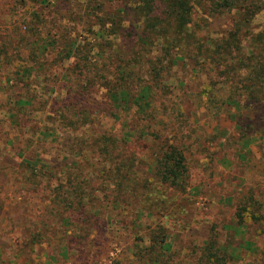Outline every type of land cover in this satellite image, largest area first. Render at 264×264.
Returning <instances> with one entry per match:
<instances>
[{
    "label": "rangeland",
    "instance_id": "obj_1",
    "mask_svg": "<svg viewBox=\"0 0 264 264\" xmlns=\"http://www.w3.org/2000/svg\"><path fill=\"white\" fill-rule=\"evenodd\" d=\"M52 3L0 0V264H264V111L248 108L245 93L235 89L239 78L210 79L217 72L211 40L227 36L235 13L194 4L191 24L208 39L205 60L179 59L166 73L169 87L153 101L156 121L148 131L136 130L145 136L134 139L123 125L125 119L130 130L137 127L134 113L122 122L111 115L117 58L104 65L94 47L84 72L78 54L61 52L68 30L79 48L93 41L85 20H77L87 3L113 14L121 1L65 0L63 15L76 19L70 25ZM98 8L91 16L102 17ZM240 29L246 50L249 33L264 30V11ZM124 38L108 40L123 47ZM147 56L159 57L158 45ZM230 95L238 106L219 103ZM10 96L25 102L15 99L9 108ZM66 101L76 104L68 110ZM80 107L96 111L84 126L71 122ZM151 134L183 151L184 191L155 180L151 146L157 136ZM102 135L114 136L117 145L105 168L96 143ZM126 158L129 172L118 169ZM243 201L262 220H251L249 212L239 226L236 210ZM152 237H164L158 256L148 251ZM157 257L160 263H153Z\"/></svg>",
    "mask_w": 264,
    "mask_h": 264
},
{
    "label": "trees",
    "instance_id": "obj_2",
    "mask_svg": "<svg viewBox=\"0 0 264 264\" xmlns=\"http://www.w3.org/2000/svg\"><path fill=\"white\" fill-rule=\"evenodd\" d=\"M33 2H43L45 0H32ZM58 2L55 6L62 12V19L67 21V25L75 22V16L63 15L68 11L65 9V0H56ZM121 1V7L113 12V14L104 13L101 8L102 4L91 5L86 4V13H83L77 20L84 21L87 29L93 33V41L88 42L89 48H79L78 37H74L70 30L65 33L62 41L61 52L63 57L73 56L75 53L84 61L82 70L88 72V61L90 60L89 53L98 48L100 57L99 61L110 62L114 64L117 58L118 66L114 67L113 81L109 85V100L111 102V115L117 121L122 122L123 115L129 116L133 112L136 126L130 130L131 127L123 121L126 129V134L131 138H138L137 131H142L144 126L146 130L150 129L149 123L156 121L157 111L153 104L156 95L159 92H165V88L169 87L166 73L177 64L179 59L189 58L198 61V58L205 60L202 57V45L207 41L198 36L193 25L191 24V13L194 4L208 3L213 9H225L235 13V21L230 28L227 36L221 39L211 40L213 52L209 56L214 63V71H217L212 78L217 76H235L239 78L235 82V89H240L245 93V102L248 108L255 113L264 111V30L257 33L251 31L250 43L247 49L244 50L242 44V37L245 35L241 31V26L250 23L254 16L260 11H264V0H118ZM55 5V0H47V3ZM91 2V0H88ZM93 2V1H92ZM98 8L102 17L94 14L95 9ZM105 14V15H104ZM87 16L82 18L83 16ZM123 23H127V27H123ZM108 24V27L106 25ZM74 25V24H73ZM92 27H96L91 31ZM108 28V29H106ZM62 36V35H59ZM125 39L127 41L124 46L120 47L110 45L108 37ZM202 38V39H200ZM201 40V41H200ZM79 44V45H78ZM158 45L159 57H144L145 54L150 53L154 46ZM193 45V48H192ZM243 46V47H242ZM109 47L107 51L106 48ZM193 51V53H192ZM109 52V54H108ZM235 52V56L233 55ZM108 54V55H105ZM233 56V57H232ZM208 58V57H207ZM87 62V63H86ZM105 65V64H104ZM218 65L223 66V70L219 71ZM96 66V65H92ZM97 73L102 70L97 69ZM94 75V73H93ZM212 83V82H211ZM215 83V81L213 82ZM240 84V88L237 87ZM214 85V84H213ZM212 86V90H213ZM212 91L210 92V96ZM232 95L220 100L221 105L226 102L239 105V100ZM208 103H216L217 99L208 97ZM206 102V103H207ZM68 110L76 103L66 101ZM176 109V108H175ZM173 109L172 111H174ZM96 111L92 112L90 109H81L72 114L71 122H78L81 126L90 123L95 116ZM123 113V114H122ZM132 115V114H131ZM63 119L66 116L62 117ZM75 120V121H74ZM142 123V126L138 125ZM148 135L149 133H145ZM152 135V134H151ZM150 135V136H151ZM143 136H145L143 134ZM156 137L153 140L154 145L151 146L153 154V176L155 180L161 184L173 188L174 190L184 191L188 185L187 165L183 151L173 144H169L159 135H152ZM125 138V139H124ZM123 139L129 140L126 137ZM99 144L100 160H103V168L107 163H113L112 157L116 150V139L114 136L102 135L96 139ZM131 161L124 159L122 164L118 166L120 171L129 172L132 166ZM134 186V183H132ZM120 187V185H118ZM57 197V196H56ZM247 201V200H246ZM243 201L242 205L236 210V217L238 225L245 223V217L249 216V212L253 214L249 218L253 221H258L256 211L251 209V205H247ZM262 220V219H261ZM164 237H152L151 245L148 251L150 253L156 252L157 256L161 253L164 244ZM210 248L212 247L209 245ZM206 256L213 257L217 261L218 255L210 253ZM204 256V254H203ZM158 257L153 263H160Z\"/></svg>",
    "mask_w": 264,
    "mask_h": 264
},
{
    "label": "crops",
    "instance_id": "obj_3",
    "mask_svg": "<svg viewBox=\"0 0 264 264\" xmlns=\"http://www.w3.org/2000/svg\"><path fill=\"white\" fill-rule=\"evenodd\" d=\"M11 82L12 81H9L7 78H6V84H8V85H11ZM18 100L17 101V103L19 104L20 103V101L21 102H25V99H24V97L22 98V97H17V98H13L12 96H10V97H7V101H8V103H9V105H8V107L10 108V105H15V102L16 101H14V100ZM2 101H1V99H0V103H1ZM2 106H3V103H2ZM9 108H6V110L3 108V111H7V110H9ZM0 112H2V110H1V108H0Z\"/></svg>",
    "mask_w": 264,
    "mask_h": 264
}]
</instances>
